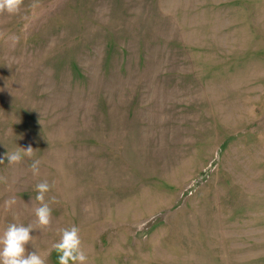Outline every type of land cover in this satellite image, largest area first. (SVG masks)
Listing matches in <instances>:
<instances>
[{
    "label": "rangeland",
    "instance_id": "rangeland-1",
    "mask_svg": "<svg viewBox=\"0 0 264 264\" xmlns=\"http://www.w3.org/2000/svg\"><path fill=\"white\" fill-rule=\"evenodd\" d=\"M0 160V231L34 223L35 185L54 182L31 233L48 264L72 225L89 264H264V0L0 14Z\"/></svg>",
    "mask_w": 264,
    "mask_h": 264
},
{
    "label": "clouds",
    "instance_id": "clouds-1",
    "mask_svg": "<svg viewBox=\"0 0 264 264\" xmlns=\"http://www.w3.org/2000/svg\"><path fill=\"white\" fill-rule=\"evenodd\" d=\"M24 0H0V14L15 15L20 12ZM15 40V37H12ZM34 155L33 148L29 145L26 149L18 147V150L7 154L9 164H18L24 157L31 159ZM3 163V160H0ZM40 160H32L29 169L33 176L40 174ZM54 187L47 180L35 185V201L39 206L34 208V223L24 225L12 222L0 231V264H48L47 254H41L32 245L33 230L48 229L52 224V208L46 201L47 193ZM54 200V198H53ZM16 204V198L10 197L4 202L5 210L11 209ZM35 225V226H34ZM31 244L33 251L28 250ZM51 249L57 253L58 264H89V257L84 249L80 236V228L72 225L69 228L59 230V240L54 242Z\"/></svg>",
    "mask_w": 264,
    "mask_h": 264
}]
</instances>
